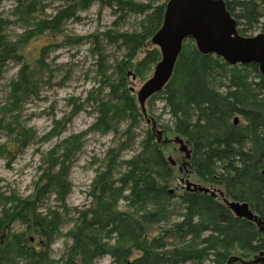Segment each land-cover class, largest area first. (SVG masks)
Listing matches in <instances>:
<instances>
[{"label":"trees","instance_id":"obj_1","mask_svg":"<svg viewBox=\"0 0 264 264\" xmlns=\"http://www.w3.org/2000/svg\"><path fill=\"white\" fill-rule=\"evenodd\" d=\"M168 1L72 0L51 20H38L35 30L17 41L6 34L10 20L0 17V81L9 63L21 64L17 79L21 87H14L15 95L32 91L23 48L27 41L47 30L59 32L61 22L92 4L111 8L118 18L115 25L131 15L139 17L137 29L104 34L122 53L112 63L113 76L107 74L108 56L96 44L98 72L106 92L102 90V97L95 99V126L110 130L114 115L120 114L126 127L117 137L119 141L125 137L122 147L127 148L135 141L132 132L138 118L144 116L127 77L131 70L143 80L160 60L150 40L162 24ZM34 3L18 0L14 13H19L20 22L43 14ZM224 3L241 36L252 37L256 29L264 33V0ZM186 42L190 45L183 42L172 76L159 92L170 117V125L164 128L187 143L193 178L220 189L231 201L247 203L264 223V76L255 64L229 66L217 56L201 54L191 39ZM44 53L45 48L36 60L38 65ZM19 100L13 97V103ZM0 115V134L6 137L0 145L3 155L18 153L35 139L34 133L9 117L7 107H0ZM57 122L61 129L63 124ZM152 137L147 132L143 151L124 161L114 148L109 151L104 168L89 187L86 207L73 210L76 218L59 260L51 259L50 247L67 215L42 214L40 209L53 195L64 203L67 172L62 162L65 154L50 150L31 194L0 196V264H94L106 257L110 264H227L234 257L239 260L231 264H257L248 262L264 252L262 234L254 223L236 218L219 198L184 192L178 196L179 211L171 206L175 196L169 187L176 172ZM121 202L126 209H120ZM147 204L150 207L143 208ZM16 224L23 229L15 232Z\"/></svg>","mask_w":264,"mask_h":264},{"label":"rangeland","instance_id":"obj_2","mask_svg":"<svg viewBox=\"0 0 264 264\" xmlns=\"http://www.w3.org/2000/svg\"><path fill=\"white\" fill-rule=\"evenodd\" d=\"M25 1L29 2L23 0L24 3ZM32 1H35L37 9L39 7L44 12L42 15H40L42 12L35 13L24 24L17 19L21 10L16 11L17 15L14 13L18 0H0V17L11 22L6 30L10 40L17 41L27 32L34 31L38 20H51L59 9L71 4L72 0ZM117 20V14L113 13L111 8L101 7L96 3L88 10L77 11L72 19L61 22L59 32L44 31L41 35L30 38L23 47L30 73H27L29 75L27 80L31 83L32 91L15 95L14 87L16 89L21 87L17 83L21 64L9 63L0 81V107H7L9 117H15L21 126L36 135L35 139L18 153L3 155L0 152V196L6 198L15 195L26 198L31 194L35 181L41 175L40 167L42 160L47 158L46 154L50 150L65 154L62 161L67 172V193L64 203L57 201V196L53 195L43 202L40 209L42 214L56 212L61 216L67 215L63 217L57 231L59 235L54 236L50 247V257L53 260H59L64 253L69 243L67 234L76 218L73 210L79 211L86 207L89 187L96 174L104 168L109 151L113 148L115 153L118 152L120 161L127 160L143 151L146 134L150 132L154 143L160 145L164 151L167 161L170 159L173 162L171 166L176 172V177L170 184L169 192L175 196L171 201V206H174L175 210L179 211L178 196L190 192L186 189L185 183L195 181L191 178L189 169L182 165L181 158L177 161L184 153L179 151L180 145L173 142L175 136L170 135L164 128L170 125V117L164 111V102L159 92L152 96H156L154 100L151 101L150 97L148 99L150 101H146L145 114L140 115L138 123L133 128L135 141L129 147L125 148L124 145L122 147L125 137L121 136V141L117 137L126 127V121L120 118V114L114 115L116 122L110 130L95 126L98 115L95 99L98 100L104 94L101 93L104 85L103 78L98 72L99 50H96V44L98 43L103 53L108 56L110 65L107 74L113 76L112 63L114 59H120L122 53L117 45L109 43L104 34L108 31L137 29L140 19L131 15L124 22L119 21L115 25ZM259 32L260 30L256 29L253 35ZM187 40L184 42L190 45ZM44 48L43 62L38 65L36 60L41 57ZM142 55L141 51L138 59ZM154 67L143 80L129 71L128 88L136 102V92L152 76ZM12 96L20 100L13 103ZM10 101L13 103L11 107ZM152 120L156 123L157 129L163 132L159 142L152 130ZM57 121L63 124L61 129ZM165 139L172 140L174 145L165 143ZM5 140V135L0 134V145ZM61 206H65L69 211H62ZM126 206L124 202L120 203V209L124 210ZM149 207L147 204L143 208ZM22 229L17 224L13 227L15 232ZM94 264H110V260L106 257Z\"/></svg>","mask_w":264,"mask_h":264},{"label":"water","instance_id":"obj_3","mask_svg":"<svg viewBox=\"0 0 264 264\" xmlns=\"http://www.w3.org/2000/svg\"><path fill=\"white\" fill-rule=\"evenodd\" d=\"M191 39L196 49L204 55L221 58L229 66L255 64L264 76V33L252 37L241 36L237 32L236 21L226 10L224 0H169L165 7L160 28L152 36L150 43L160 53V60L154 67L152 76L136 92L137 103L145 114V103L160 92L172 76L175 62L185 40ZM237 122V118L234 120ZM152 130L159 142L163 132L152 120ZM167 139L164 140L166 143ZM173 142L179 144V151L190 158V150L184 140L175 136ZM171 165L173 162L169 159ZM186 189L216 196L206 187L186 182ZM224 205L236 218H243L255 224L264 238V223L254 214L247 203L231 201L218 191ZM234 257L227 264L236 262ZM248 263L264 264V252L255 255Z\"/></svg>","mask_w":264,"mask_h":264},{"label":"flooded vegetation","instance_id":"obj_4","mask_svg":"<svg viewBox=\"0 0 264 264\" xmlns=\"http://www.w3.org/2000/svg\"><path fill=\"white\" fill-rule=\"evenodd\" d=\"M166 143L167 144H170V145H174L173 143H172V140H168L167 139V141H166ZM181 158V161H182V165L184 166V167H186V169H188V167H189V159H187L186 158V155H181L179 158H177V161H178V159H180ZM189 172V174H190V176H191V178H193L192 177V173L190 172V171H188ZM193 179H195V178H193ZM190 183H192V184H194V185H197V186H201V187H206V188H208L210 191H213V192H215L216 193V196H212V197H216V198H219L221 201H222V203H223V198L220 196V194H218L219 192L218 191H221L220 189H215V188H213L212 186H207L205 183H203V182H200L199 180H197V179H195V181L194 182H190ZM197 192H199V191H197ZM200 193H203V192H200ZM205 194H209V193H205ZM210 195V194H209ZM211 196V195H210ZM224 204V203H223Z\"/></svg>","mask_w":264,"mask_h":264}]
</instances>
